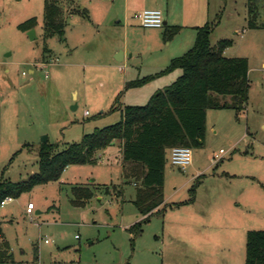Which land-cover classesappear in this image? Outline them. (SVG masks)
I'll return each mask as SVG.
<instances>
[{"label":"rangeland","instance_id":"1","mask_svg":"<svg viewBox=\"0 0 264 264\" xmlns=\"http://www.w3.org/2000/svg\"><path fill=\"white\" fill-rule=\"evenodd\" d=\"M220 1L222 8L230 3L212 23L216 27L220 21L215 35L233 40L231 54L250 59L246 108L239 113L233 108L208 110L203 145L192 148L193 162L186 169L168 162L165 204L139 232L130 229L142 219L133 203L139 183L122 182L117 146L98 150L94 163L66 168L59 181L11 198L0 208V249L8 242L11 260L0 264H245L247 232L264 230V28H249L247 0ZM29 6L0 0V175L7 168L5 176L13 181L39 170L44 136L50 142H79L95 125L118 121V114L101 121L97 117L110 107L109 81L87 80L93 99L74 110L67 85L76 80L83 86L82 75L78 80L83 67L77 75L56 74L54 68L30 73L26 62L44 54L47 41L40 34L44 7L37 1ZM257 6L263 22L264 0H257ZM228 10L234 14L231 19ZM32 16L42 26L35 40L18 28ZM232 21L246 29L243 36L231 34ZM55 40L49 42L61 62L64 46ZM221 149L226 151L222 160L213 164ZM91 178L97 179L94 187L101 193L85 206L73 205L72 187ZM104 182L112 192L122 189L123 195H106L99 185ZM29 202L36 206L32 217L26 212Z\"/></svg>","mask_w":264,"mask_h":264},{"label":"trees","instance_id":"2","mask_svg":"<svg viewBox=\"0 0 264 264\" xmlns=\"http://www.w3.org/2000/svg\"><path fill=\"white\" fill-rule=\"evenodd\" d=\"M247 6L249 28H264V21H259L257 0H248ZM37 25V17H31L20 22L18 28L27 32ZM65 27L59 1L45 0L44 40L54 36L64 39ZM214 29L212 23L198 28L194 46L182 56L173 58L157 75L176 70L181 74L165 89L155 93L147 104L123 108L118 98V105L110 110L121 111L118 122L95 127L79 142H42L38 149L39 170L27 179L13 181L5 176L7 168H4L0 175V204L6 197L18 198L37 186L59 181L70 165L94 163L98 150L121 140L124 184L132 179L139 183L133 203L144 217L130 227L139 232L143 223L165 204L169 150L176 146L194 148L203 145L208 110L233 108L239 113L248 104L249 59L224 55V50L232 44L230 39H222L213 46ZM179 30V26L168 28L166 38H172ZM149 79L151 77L134 80L130 85H141ZM103 186L109 195L121 197L123 194L122 189L112 192L108 185ZM97 189L90 185L73 186V205L85 206L96 195ZM9 249L8 244L0 249V263L11 260ZM245 264H264V230L247 232Z\"/></svg>","mask_w":264,"mask_h":264},{"label":"crops","instance_id":"3","mask_svg":"<svg viewBox=\"0 0 264 264\" xmlns=\"http://www.w3.org/2000/svg\"><path fill=\"white\" fill-rule=\"evenodd\" d=\"M32 1H37L40 8L44 7L45 24V0H18V2L24 4L27 3L28 7H30L29 5H31ZM58 1L62 9V18L66 22L64 39H60L58 36L47 39V51L34 57L26 62V64H30L32 67L30 68L32 75L37 69L49 68H54L52 71L56 72V74H59V71L62 73L67 71L69 73L74 72L77 75V72H80V68L83 67L84 74H78V80L82 79L81 75L83 77V86L81 82L77 83L76 80L68 81L69 85H67L69 94L74 95V98L70 100L72 104L75 103L73 105L74 110L79 108L80 102L87 106L90 99H93L88 94L87 80L91 82V80H94L93 78L98 77L101 80V84H103L102 81H109L110 93L107 99H110V101H106V104L107 106L110 105V107H106V109L99 112L101 115L98 117V120L100 121L106 115L118 114L117 120L121 119L120 110L110 112L112 106L118 105V98L120 99L119 104L123 108L127 105H145L155 93L165 89L175 81L181 74L180 70L162 75L157 74L164 70L173 58L182 56L188 52L196 42L198 28L207 23H215L217 18H219L220 12H222L221 9L226 11L230 3L226 1L222 8L220 0ZM246 5L247 3H245ZM152 8L163 11L164 26L162 28H145L136 18L138 12ZM228 13L231 19L234 14L230 10H228ZM244 13V19L248 22V6ZM32 17H37L38 19V16ZM260 18L261 13L259 11V21ZM235 21L231 22V34L243 36L246 29L239 30V26ZM219 25L220 21L215 27V31L219 28ZM40 26L38 20V25L35 27V39L40 36V30L38 31ZM173 26H179L180 30L172 38L167 39L165 32ZM215 31L212 34V39L214 36H217L215 45L222 39H229L219 34L215 35ZM40 34L44 36V28H41ZM55 37L64 46L65 59L61 62L60 57L54 54V47L49 42V40ZM231 41L232 46L233 40L231 39ZM231 46L224 50V55L227 57H238L231 54ZM59 68H62V71ZM87 68H90L89 72ZM23 75H27V73L24 71ZM46 76L49 77V72L46 73ZM148 77H151V79L141 85H130L134 80ZM81 86L83 92L81 91ZM122 88L125 90L124 92ZM86 111H89V109L86 108ZM89 115H91L90 111ZM100 126L95 125L94 128ZM110 146H117L119 148L121 156L118 165L121 170L122 182L124 183L122 165L123 141L115 140ZM102 151L104 150L100 152ZM100 152L98 156H102ZM170 152L171 150H169L168 156H170ZM224 154L221 155L219 161L222 160ZM212 163L214 164L213 160ZM61 183L64 182L61 181ZM96 184V178H91L89 181L82 183V185L90 186H95ZM134 184L136 185L135 182ZM99 185L110 184L104 182L99 183ZM98 193L100 194L101 192H97L96 195ZM48 241V239H45V242ZM5 244H8V242L5 241ZM35 244H38V242L36 241Z\"/></svg>","mask_w":264,"mask_h":264},{"label":"built area","instance_id":"4","mask_svg":"<svg viewBox=\"0 0 264 264\" xmlns=\"http://www.w3.org/2000/svg\"><path fill=\"white\" fill-rule=\"evenodd\" d=\"M136 18L140 21L141 25L145 28H162L164 26V14L160 9H145L136 14ZM89 115V111L85 112ZM225 150L221 149L219 154L213 158V162L217 163ZM193 160L192 148L187 146H176L171 149L170 162L172 165L179 168L186 169ZM11 197H6L0 204V208L5 206ZM35 210V204L29 202L26 207V212L32 217ZM1 223V217H0Z\"/></svg>","mask_w":264,"mask_h":264},{"label":"water","instance_id":"5","mask_svg":"<svg viewBox=\"0 0 264 264\" xmlns=\"http://www.w3.org/2000/svg\"><path fill=\"white\" fill-rule=\"evenodd\" d=\"M28 36L30 37L31 40H34L36 38V29L32 28L31 30L28 31ZM42 142H47L48 141V137L44 136Z\"/></svg>","mask_w":264,"mask_h":264}]
</instances>
